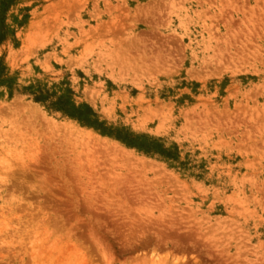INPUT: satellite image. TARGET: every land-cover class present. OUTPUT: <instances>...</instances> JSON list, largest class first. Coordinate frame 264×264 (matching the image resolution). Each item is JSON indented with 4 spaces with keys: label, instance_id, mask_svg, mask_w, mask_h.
Returning <instances> with one entry per match:
<instances>
[{
    "label": "rangeland",
    "instance_id": "1",
    "mask_svg": "<svg viewBox=\"0 0 264 264\" xmlns=\"http://www.w3.org/2000/svg\"><path fill=\"white\" fill-rule=\"evenodd\" d=\"M0 264H264V0H0Z\"/></svg>",
    "mask_w": 264,
    "mask_h": 264
}]
</instances>
